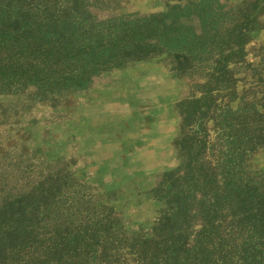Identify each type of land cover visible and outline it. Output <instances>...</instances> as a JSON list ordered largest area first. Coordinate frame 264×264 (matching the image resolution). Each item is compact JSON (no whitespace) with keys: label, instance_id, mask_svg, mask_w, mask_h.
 <instances>
[{"label":"rangeland","instance_id":"374dc122","mask_svg":"<svg viewBox=\"0 0 264 264\" xmlns=\"http://www.w3.org/2000/svg\"><path fill=\"white\" fill-rule=\"evenodd\" d=\"M199 1L104 0L97 13L101 20L160 19ZM219 1L224 6L221 44L215 45L212 36L206 39L203 47L211 51L206 60L155 48L67 98L35 101L37 89L25 91L30 96L0 97V200L29 192L42 176L57 171L47 187L32 192L36 202H43L39 211L48 216L40 227L102 220L105 229L119 230L125 244L163 237L175 219L177 192L191 189L194 164L203 165L208 178L219 177L229 161L230 136L236 135L239 145L249 135L264 136V0ZM233 39L241 47H228ZM219 45L230 57L225 61L217 55ZM222 66L226 74L221 76L216 72ZM243 159L241 187H250V200L243 221H237L245 233L235 238L259 246L264 260V146ZM30 164L31 172L25 171ZM47 195L50 199L39 200ZM194 195L199 203L188 208L196 209L193 231L201 233L209 205L202 203L201 191ZM220 201L217 221L209 217L213 225L208 227L218 244L233 249L237 225L230 203L222 195ZM1 211L0 221L13 224L24 208L17 203Z\"/></svg>","mask_w":264,"mask_h":264},{"label":"trees","instance_id":"16d2710c","mask_svg":"<svg viewBox=\"0 0 264 264\" xmlns=\"http://www.w3.org/2000/svg\"><path fill=\"white\" fill-rule=\"evenodd\" d=\"M103 5L104 0H0V97H20L29 95L25 93L28 89H37L36 98L31 97L35 101L60 100L85 91L105 71L145 57L155 48L206 60L211 54L203 47L206 39L212 36L215 45L221 44L217 38L224 6L219 0L175 7L160 19L123 15L101 20L97 12ZM234 44L241 47L234 39L228 47ZM225 48L220 46L217 54L224 61L230 58ZM216 73L226 74L225 66ZM226 112L238 114L239 110ZM230 137L229 161L219 177L214 173L208 178L203 165L194 164L192 185L187 187L190 191L182 190L175 196L178 201L173 223L163 237L146 239L142 244L136 239L125 244L119 239V230L105 229L102 220L55 225L54 230L40 227L48 216L44 209L39 211L43 202H36L32 192L47 187L58 172L42 176L29 192L0 200V213L4 206L17 203L24 208L13 224L0 221V264H263L259 246L248 247V242L235 237L245 233L238 222L247 214L243 208L250 200V187H241L243 158L264 146V136L255 139L249 135L241 145L236 135ZM32 166H25V171L31 172ZM197 190L203 195L202 203L209 205L201 233L193 231L196 209L188 208V204L199 203L194 195ZM188 194L191 196L185 198ZM221 195L230 203L233 224L237 225L232 235L233 249L222 247L210 233L213 221L209 217L217 221ZM42 198L44 201L50 196L39 200ZM233 252L234 260L227 261Z\"/></svg>","mask_w":264,"mask_h":264}]
</instances>
